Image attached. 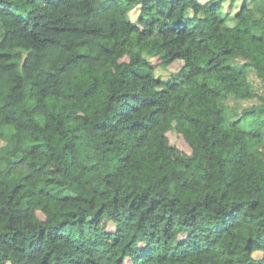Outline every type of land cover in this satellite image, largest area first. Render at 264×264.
<instances>
[{"label": "trees", "instance_id": "1", "mask_svg": "<svg viewBox=\"0 0 264 264\" xmlns=\"http://www.w3.org/2000/svg\"><path fill=\"white\" fill-rule=\"evenodd\" d=\"M236 1L0 0V264H264V0Z\"/></svg>", "mask_w": 264, "mask_h": 264}, {"label": "rangeland", "instance_id": "2", "mask_svg": "<svg viewBox=\"0 0 264 264\" xmlns=\"http://www.w3.org/2000/svg\"><path fill=\"white\" fill-rule=\"evenodd\" d=\"M202 3H205L206 1H208V0H200ZM245 0H237L236 1V3H234L231 7H230V5L228 6V7H230V9L232 10V11H234V12H232V17H231V21H233L234 22V17H233V15L237 12V8L239 7V5H241L243 2H244ZM138 14H139V7H136V8H134L132 11H131V16H132V18L135 20L136 18H137V16H138ZM153 61H154V63H155V60L153 59ZM156 74L157 75H159V76H162V77H164V78H167V77H169V75H170V73H169V71H167V70H164L163 68H161V67H157L156 68ZM251 103H249V102H243L242 103V106H248V105H250ZM171 139L173 140V142H178L179 144H181V146H183L187 151H191L190 150V148H189V146L188 145H186L184 142H182L181 141V139H179L178 137H176V135L173 133V134H171ZM0 144H4V142L3 141H0ZM108 229L109 230H114V224L112 223V222H110L109 223V225H108ZM256 252V255L258 256V257H260L261 255H262V251H260V250H258V251H255Z\"/></svg>", "mask_w": 264, "mask_h": 264}]
</instances>
